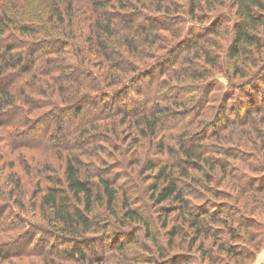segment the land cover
Returning <instances> with one entry per match:
<instances>
[{
	"label": "trees",
	"instance_id": "obj_1",
	"mask_svg": "<svg viewBox=\"0 0 264 264\" xmlns=\"http://www.w3.org/2000/svg\"><path fill=\"white\" fill-rule=\"evenodd\" d=\"M227 1L239 19L225 50L217 52L210 31L202 27L209 23L207 13L225 9ZM183 17L194 21L185 34ZM260 29L264 31V0H0V264L28 259L36 260L29 264H107L115 252L120 263L128 257L133 261L139 236L135 228L125 231L133 224L140 225V233L144 228L151 244L142 243L149 264H156L153 253L165 258V247L153 235L154 221L136 204V181L133 191L132 185L119 184L121 179L133 183L132 177L114 172L106 161L100 165L106 147L121 165L130 160L129 169L142 166L152 173L150 199L158 206L170 203L159 214L168 246L182 233L169 228L170 213L187 217L195 235L190 250L201 237H210L207 214L191 209L181 180L216 199L227 197L222 185L232 183L224 181L231 177L230 168L211 156L216 149L204 141H262L258 126H264V88L251 87L250 78L257 73H247L263 55ZM213 31V37L219 36ZM216 73L244 81L226 93L228 88L216 84ZM204 79L210 83L198 88L186 82ZM191 89L189 93H200L198 99L187 98ZM211 91L219 95L214 98ZM250 91L254 94L243 100ZM231 99L235 105L228 104ZM70 112L78 124L67 131ZM188 115V124L169 126ZM48 119L53 123L46 124ZM241 123L250 128H238L239 133L226 138ZM40 128L43 141L25 138ZM185 128L186 137L174 139L177 147L170 150L175 161L159 165L166 153L164 133ZM119 140L129 144L122 147ZM139 145L146 152L137 150ZM102 239L112 248L99 256L95 243L102 247ZM220 251L236 256L225 247Z\"/></svg>",
	"mask_w": 264,
	"mask_h": 264
},
{
	"label": "rangeland",
	"instance_id": "obj_2",
	"mask_svg": "<svg viewBox=\"0 0 264 264\" xmlns=\"http://www.w3.org/2000/svg\"><path fill=\"white\" fill-rule=\"evenodd\" d=\"M226 8L221 9L218 8L216 11H213L211 13H207L206 16V22H209L208 25H204L202 28L205 27V29H208L210 33L208 36L211 37V42L217 44L218 50L216 47L217 52H223L228 44V35L233 31L234 23L235 21H238L239 19V13L236 9H231L228 5V1L226 2ZM217 6V5H216ZM232 11H231V10ZM225 17V18H224ZM183 26L181 27L183 29V34L188 33L187 31L190 29H193L194 21L190 18L183 17ZM220 27L218 28V31L216 30V25L220 24ZM207 26V27H206ZM189 28V29H188ZM213 29L215 31H213ZM205 31V30H202ZM213 32L219 33V36H212ZM262 35H260V38L263 40L264 44V31L263 29L259 30ZM164 37L169 38V33H163ZM207 36V37H208ZM172 41H175V39H172ZM264 46V45H263ZM0 50H3V47H0ZM215 54V49L212 50ZM217 72V71H214ZM246 72V71H245ZM250 75L256 76L250 78V83L252 84L251 87L256 86L260 88H264V51L263 55L258 58L257 64L255 67H250V71L247 72ZM216 78L218 79L217 85H221L223 88H228L226 93L235 92V88L238 89V87H241V83H243L244 80L236 79L229 81L228 78L222 73H216ZM210 79H204L202 81H198L196 83H193L192 81H186L191 82V86L194 88H198L199 86L203 87L208 83ZM210 83V81H209ZM204 84V85H203ZM219 85V86H220ZM244 87V86H242ZM149 88V87H148ZM260 88H254L253 90L256 92ZM193 89L188 90L187 98H192L194 100L198 99L200 97V93L197 91L195 93H189L192 92ZM260 91V90H259ZM258 91V92H259ZM208 92V91H207ZM251 92V91H250ZM224 94L227 95V94ZM257 93V92H256ZM254 92H247L243 100L246 101V99L250 96H252ZM210 95H213L215 98L216 95H219L216 91H211ZM227 97L224 98H228ZM223 98V99H224ZM233 102V103H232ZM213 106L217 105L215 102H211ZM228 104L231 106L235 105L234 100H229ZM94 114V112H92ZM182 113V112H177ZM197 113V112H196ZM253 113V112H251ZM73 112L69 113V116L66 117L68 120L66 130H70L75 124L76 120L75 118H72ZM92 114V115H93ZM199 114V113H198ZM196 114V115H198ZM237 114V112L235 113ZM262 114H259L257 116H254L255 118L259 119ZM57 116V115H55ZM236 116V115H235ZM192 118L191 115H188L185 118H180L179 120L174 121L170 123L169 126L173 125L175 122L179 123H185V121H189ZM240 118V117H239ZM237 118V119H239ZM208 118H206L207 120ZM204 120L201 119L200 122ZM204 120L203 122H206ZM260 120H264V115L260 118ZM53 123V120H47L46 124ZM78 124V123H77ZM76 124V125H77ZM188 124V123H185ZM43 125V124H42ZM41 125V126H42ZM238 128L243 129H249L250 127L246 125L245 123H241L240 126H237V129H232L226 138H232L237 133H239L240 130ZM258 128L262 131L263 134H260V137H263L262 141H260L259 138L253 137V142L251 144L245 143V144H238V145H232L230 142L222 141L217 139L216 141H204L205 144H207L208 148H214L216 151L212 150V157L220 158L223 161H225L228 164V167L230 168L231 174L229 178L224 179L225 182L232 181L230 185H226L224 183L222 186L225 195L227 197H223L220 199H216L215 197H212L211 194L206 193L205 191L200 190L198 187L192 185L189 181L185 182L181 180V182L186 183L185 185H182L181 188H184V193L186 198L189 200L192 210L194 212H201L205 211L204 214H207V218H205V222H207L208 226L212 229V232H210V237L206 235L208 238L201 237L197 240L196 243L193 244L194 247L191 248V244L193 243V237L195 236L192 231L188 228L187 223L185 220H187L186 216H180V213H170L169 217V228L171 226H176V228H179L181 230V235L175 239L174 244L170 247L168 246V239L166 236V231L162 227L163 224V216L159 215L163 213V210L161 206H169V202L164 203L163 205L156 204L153 199H150L151 193L149 190V185L154 182L155 178L151 177L152 173L150 171H147L142 168V166H136L132 169H129L128 166H131V161L125 162V165H121L120 159L114 160L112 157H110L109 154H114L112 150H109V147H106V153L104 152L102 156L100 157L101 163L103 164V161L113 164L112 168L114 172L121 173L125 172V175H128L129 177H132L133 183L129 184L126 183V179H121L119 181V184L123 185L125 184V187L128 185H132V190L136 186L137 183V196H139V202L136 200V204L139 205V207H142L144 212L143 214L145 216L148 215V217L154 221V228L155 233L153 235H158V240L162 246L165 247L166 254L164 259H160L159 255L157 253H153L154 255V261L156 264H264V150L261 149L259 151V148L264 147V126H258ZM43 128L40 129H34L30 131V136L25 137L29 141L34 142V140L43 141L45 139L44 132L42 131ZM246 129V130H247ZM191 131V130H190ZM189 130L183 129L181 131H175V130H167L164 133V144L166 146L165 154L163 153V160L161 159L158 164L160 165L161 162H166L168 164L175 161L173 160V155H171V148L173 150L176 149V143L174 142V139L177 140L179 136H184L188 134ZM211 133V132H209ZM127 139V136L125 137V140ZM142 138H140V141ZM211 140V139H210ZM143 142V141H142ZM145 143V142H144ZM122 145V147L128 144L123 145L122 141H117V145ZM129 148V147H128ZM137 150L141 152H146L145 148H142V145H139ZM224 150H227L229 153L230 158L225 157L226 153ZM211 151V150H207ZM159 154V153H158ZM157 154V155H158ZM130 155V154H129ZM170 155V158L168 157ZM122 158L121 156H119ZM131 157V155H130ZM154 159L157 158L156 155L153 156ZM49 159L55 160L56 157H48ZM47 158H43L45 160ZM153 159V160H154ZM93 159H89V161H92ZM88 160H86V165L89 163ZM171 161V162H169ZM57 162L54 161L53 164ZM93 162V161H92ZM94 163V162H93ZM98 164V163H97ZM118 164V165H116ZM95 165V164H94ZM193 172V171H192ZM195 176L202 177V174L193 173ZM136 181V183H135ZM202 179V182L204 183ZM214 181V177H213ZM211 182V186L216 187L217 184L215 182ZM205 184V183H204ZM238 186H237V185ZM188 185H191L188 186ZM241 185V187H240ZM134 191V190H133ZM216 201L222 202V206L224 207H218L219 205H214ZM136 205V206H137ZM145 207V208H144ZM99 215H102L104 217V213L102 212V209L99 210ZM210 216L213 219V221H210ZM215 220V221H214ZM112 225L115 226V228H118V224H115L114 220L111 221ZM133 228L137 230V235L139 236L140 246L133 247L132 250L136 253V258L133 261L128 257V260L131 262H127V258L124 260L123 263H120V253L115 252L111 255V259L107 262V264H149V260L147 259V254L143 255V244L144 246H151L150 242L147 240V237L144 234V228L142 229L141 233L138 231L137 228H141L140 225H128L125 227V231H131ZM185 232V233H184ZM46 236V235H44ZM39 236H37L38 238ZM48 237V236H46ZM51 238V237H48ZM45 238L44 240L48 241L49 239ZM89 238L96 239L97 237L93 235H89ZM100 241L99 239H96V242ZM103 245L102 247L96 245V250L98 251L97 254L102 255V253L111 251L112 243H109L102 239ZM64 246L69 247V245L64 244ZM19 247V246H18ZM100 247V248H99ZM230 249L232 254H236V256L231 255L229 252L226 251H219V248ZM27 248L26 246H23L21 249ZM200 249H204L208 252V256H203L202 253H200ZM210 253V254H209ZM130 256H133V253H130ZM140 254L143 256L141 257ZM212 255V256H211ZM141 257V258H140ZM205 257V258H204ZM140 258V259H137ZM175 258L177 261L176 263L171 262V260ZM31 261H36L35 259H28V261H25L24 264H29Z\"/></svg>",
	"mask_w": 264,
	"mask_h": 264
}]
</instances>
